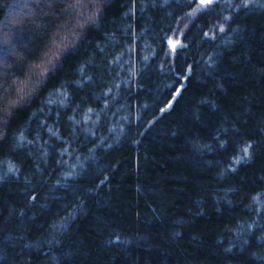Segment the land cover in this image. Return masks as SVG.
I'll use <instances>...</instances> for the list:
<instances>
[{"label": "trees", "instance_id": "1", "mask_svg": "<svg viewBox=\"0 0 264 264\" xmlns=\"http://www.w3.org/2000/svg\"><path fill=\"white\" fill-rule=\"evenodd\" d=\"M262 5L0 0V264H264Z\"/></svg>", "mask_w": 264, "mask_h": 264}, {"label": "snow or ice", "instance_id": "2", "mask_svg": "<svg viewBox=\"0 0 264 264\" xmlns=\"http://www.w3.org/2000/svg\"><path fill=\"white\" fill-rule=\"evenodd\" d=\"M216 2H217V0H197L198 7L193 10V14L196 11H199L201 9H206V8L212 6ZM226 2H227V0H226ZM250 2H252V0H242V4H243L244 7H247ZM262 6H264V5H262ZM221 30H223V29H221ZM169 43L171 45V41H169ZM172 48L174 50L175 49V45H172ZM244 153H245V155L248 154V148L247 147L244 148ZM33 199H35V197H33ZM3 259H4V257L0 256V260H3Z\"/></svg>", "mask_w": 264, "mask_h": 264}]
</instances>
